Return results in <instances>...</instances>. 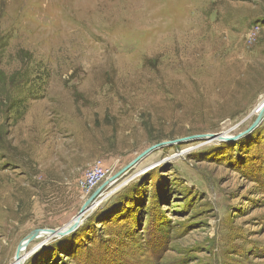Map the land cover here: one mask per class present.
I'll list each match as a JSON object with an SVG mask.
<instances>
[{
    "label": "rangeland",
    "instance_id": "obj_1",
    "mask_svg": "<svg viewBox=\"0 0 264 264\" xmlns=\"http://www.w3.org/2000/svg\"><path fill=\"white\" fill-rule=\"evenodd\" d=\"M263 100L264 0H0V264H264Z\"/></svg>",
    "mask_w": 264,
    "mask_h": 264
},
{
    "label": "water",
    "instance_id": "obj_2",
    "mask_svg": "<svg viewBox=\"0 0 264 264\" xmlns=\"http://www.w3.org/2000/svg\"><path fill=\"white\" fill-rule=\"evenodd\" d=\"M256 111L258 112V117L256 120V123H258L262 117L264 116V100L263 102L259 105V107L256 109ZM161 145V144H160ZM157 146H152L150 148H148L147 150L143 151L139 156H137L135 158L134 161L131 162V164H129L124 170H122L123 172L125 170H127L128 168L134 166V164H136L139 160H141L143 157L147 156L148 154H150L152 152V150H154ZM103 187V186H102ZM102 187L98 188L93 194L92 196L86 201V203L84 204V206L81 209L80 215H82L85 210L88 208V206L93 202V200L96 198V196L99 194L100 190L102 189ZM41 230H35L33 231L23 242H21V244L18 246L17 252H16V259L17 262L16 264H21V245L25 242V246L28 245V243L30 241H32L34 238H36V236H38L40 234ZM49 232L53 233L54 230H49Z\"/></svg>",
    "mask_w": 264,
    "mask_h": 264
},
{
    "label": "built area",
    "instance_id": "obj_3",
    "mask_svg": "<svg viewBox=\"0 0 264 264\" xmlns=\"http://www.w3.org/2000/svg\"><path fill=\"white\" fill-rule=\"evenodd\" d=\"M105 175V170L100 164L94 165L84 178L80 181V184L85 191H91Z\"/></svg>",
    "mask_w": 264,
    "mask_h": 264
},
{
    "label": "bare ground",
    "instance_id": "obj_4",
    "mask_svg": "<svg viewBox=\"0 0 264 264\" xmlns=\"http://www.w3.org/2000/svg\"><path fill=\"white\" fill-rule=\"evenodd\" d=\"M256 111V110H255ZM2 176V175H1ZM8 176V175H7ZM7 180V179H6ZM5 185L6 184H9V186H8V190H10V191H12L13 189H12V184H10L9 182H3ZM9 196H11L10 194H8ZM8 195H6V196H1L0 195V210H2V209H4V207L6 208L5 210H8V208H11V207H13V205L12 204H10V203H5V199L7 198V196ZM93 209V206L91 207H89V209H88V211L89 210H92ZM10 210V209H9ZM13 211H15V210H13ZM11 214V213H10ZM9 214V215H10ZM13 215V214H12ZM11 217V216H10ZM9 217V218H10ZM14 217V216H13ZM7 219H8V217H7ZM14 219V218H13ZM6 222V221H5ZM10 223V222H9ZM12 224H14V223H12ZM9 226V225H8ZM13 227V226H12ZM40 234H42V231L40 232ZM39 234V235H40ZM26 242V241H25ZM25 242L21 245V253H20V256H23L24 254H25V252H26V250L28 249V246H25ZM22 262V261H21Z\"/></svg>",
    "mask_w": 264,
    "mask_h": 264
}]
</instances>
